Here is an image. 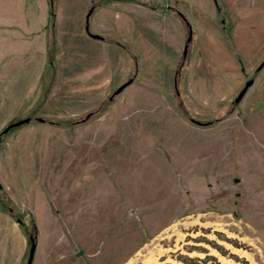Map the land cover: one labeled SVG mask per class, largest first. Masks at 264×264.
<instances>
[{
    "label": "rangeland",
    "instance_id": "obj_1",
    "mask_svg": "<svg viewBox=\"0 0 264 264\" xmlns=\"http://www.w3.org/2000/svg\"><path fill=\"white\" fill-rule=\"evenodd\" d=\"M25 7L0 30V132L31 118L0 141V264L31 235L33 264H264V0Z\"/></svg>",
    "mask_w": 264,
    "mask_h": 264
},
{
    "label": "crops",
    "instance_id": "obj_2",
    "mask_svg": "<svg viewBox=\"0 0 264 264\" xmlns=\"http://www.w3.org/2000/svg\"><path fill=\"white\" fill-rule=\"evenodd\" d=\"M28 4V0H0L1 12L0 13V30L4 31L7 35H16L17 26L22 30L26 29L17 23L18 20H21L22 17L27 18L30 16V13L27 12V8L25 7ZM22 35V34H21ZM7 36H5L7 38ZM22 42H25L24 39H21ZM7 44L3 45V48L0 49V53L3 52V56L0 55V77L4 74V76L8 75V69H10L9 63H15L14 57L10 60V55L15 54L17 52L16 44L12 40L10 41L6 39ZM7 61L8 64L3 63L1 61ZM11 61V62H10Z\"/></svg>",
    "mask_w": 264,
    "mask_h": 264
},
{
    "label": "water",
    "instance_id": "obj_3",
    "mask_svg": "<svg viewBox=\"0 0 264 264\" xmlns=\"http://www.w3.org/2000/svg\"><path fill=\"white\" fill-rule=\"evenodd\" d=\"M95 7L92 6L90 8V10L88 11L87 15H86V25H85V30L87 32V34L94 38V39H99V40H103L104 37L99 35V34H94L90 31V18L94 12ZM189 31H190V36L188 38V41H190L191 37H192V28L189 25ZM185 53H187V48H185ZM264 67V60L262 61V63L258 66L257 71H260L262 68ZM134 82V78H130L128 81H126L125 83H123L121 86H119L115 92L111 95L110 100H112L116 95L121 94L128 86H130L132 83ZM255 80L254 79H250L248 80L244 87L242 88V90L240 91V93L237 95L236 99H235V103H239L243 97L245 96V94L247 93L248 89L254 84ZM92 116V114H88L87 118H90ZM41 121H45L43 118H39ZM196 124L198 125H206V123H202L198 120L192 119ZM31 121L30 117H27L25 119H21V120H17L15 122H12L10 124H8L1 132H0V141L1 138L4 134H6L7 132H9L11 129L15 128V127H19L22 126L26 123H29ZM236 181L238 182L239 180L236 179ZM19 222H21V220H19ZM30 249H29V256H28V260L26 264H33L34 258H35V253L37 250V241H36V236L35 235H31L30 236ZM79 254H82V252H79Z\"/></svg>",
    "mask_w": 264,
    "mask_h": 264
},
{
    "label": "bare ground",
    "instance_id": "obj_4",
    "mask_svg": "<svg viewBox=\"0 0 264 264\" xmlns=\"http://www.w3.org/2000/svg\"><path fill=\"white\" fill-rule=\"evenodd\" d=\"M197 235H198V234H197ZM195 236H196V235H195ZM195 236H193V237H195ZM187 244H188V243H187ZM190 244H192V245H198V246H199V245H202V244H200V243H194V242H190ZM225 244H226V243H225ZM227 244H228V243H227ZM227 244H226V245H227ZM202 246H203V245H202ZM227 246H228V245H227ZM179 247H180V246H179ZM230 247H232V246H230ZM228 248H229V246H228ZM232 249H233V248H232ZM239 251H240V249L237 250V253H238ZM168 252H169V251H168ZM235 252H236V251H235ZM240 252H241V251H240ZM243 252H244V251H243ZM196 253H197V252H196ZM217 253H218V252H217L215 249H212V252H210V254L215 255V256H217ZM158 254H160V253H158ZM192 254H193V253H192ZM204 254H205V253H204ZM238 254H239V253H238ZM241 254H242V253H241ZM241 254H240V255H241ZM190 256H192V255H190ZM196 256H198V257H203V254H197ZM245 256H246V255H245ZM225 257H226V256H225ZM225 257L222 256V255H220L219 260L222 261L223 264H232L231 260H229V258L226 259ZM155 258H156V257H155ZM150 259H151V258H150ZM153 259H154V258H153ZM151 260H152V259H151ZM151 260H150V261H151ZM167 260H168V259H167ZM150 261H149V263H150ZM154 261H155V260H153V262H152V261H151V262H152V263H155L156 261H155V262H154ZM170 261H171V260H170ZM166 262H167V261H166ZM172 263L175 264V261H174V262L172 261ZM176 263H177V262H176ZM157 264H158V263H157ZM237 264H238V263H237Z\"/></svg>",
    "mask_w": 264,
    "mask_h": 264
}]
</instances>
